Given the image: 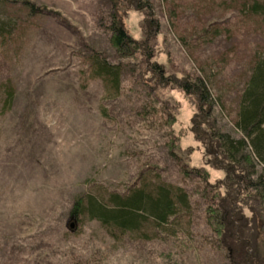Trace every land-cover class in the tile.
<instances>
[{
	"label": "rangeland",
	"instance_id": "374dc122",
	"mask_svg": "<svg viewBox=\"0 0 264 264\" xmlns=\"http://www.w3.org/2000/svg\"><path fill=\"white\" fill-rule=\"evenodd\" d=\"M24 2L42 11L32 14ZM255 2L264 5H123L116 13L142 44L125 59L112 44L111 1L0 0V264H230L207 214L225 168L193 132L197 100L174 81L156 89L151 70L166 80L201 79L218 127L238 137L241 95L264 51V15L247 12ZM149 18L157 29L147 28ZM98 56L121 68L118 91L94 76ZM171 143L184 164L209 172V187L181 172ZM144 184L184 190L190 209L165 230L149 220L124 232L91 217L88 198L108 204ZM78 200L83 213L72 214Z\"/></svg>",
	"mask_w": 264,
	"mask_h": 264
},
{
	"label": "trees",
	"instance_id": "16d2710c",
	"mask_svg": "<svg viewBox=\"0 0 264 264\" xmlns=\"http://www.w3.org/2000/svg\"><path fill=\"white\" fill-rule=\"evenodd\" d=\"M11 1V0H3ZM112 2L111 15L112 44L121 58H130L141 51L139 42L126 32L116 13L123 5L137 10L150 9L149 0H108ZM32 14L42 10L29 2H24ZM252 16L264 15V5L255 2L248 8ZM150 17L151 14H150ZM158 21L147 20L148 29H157ZM151 56V55H150ZM94 76L102 79L115 91L120 89L121 68L106 60L94 59ZM159 67L151 70L156 89L175 82L187 95L194 97L199 105V116L193 121V132L199 142L206 145L217 164L224 166L226 179L220 183L216 206L207 209L210 225L213 226L220 245L226 250L230 264H262L260 241L264 239V51L255 58L252 71L241 95L240 106L235 120L238 137L225 133L217 125L213 96L201 79L190 82L166 80ZM169 82V83H168ZM11 93L8 97H10ZM10 100V99H9ZM169 121L173 118L169 115ZM169 158L188 176L198 177L208 186L209 172L204 168H190L183 163V153L174 143L169 145ZM181 162L183 164H181ZM215 164V162L213 163ZM208 183V184H207ZM209 187V186H208ZM206 187V199L210 190ZM217 197V196H216ZM241 202L242 206L237 205ZM91 217L110 229L137 232L143 221L152 220L165 230L184 210L190 209L186 192L171 185L153 186L144 184L132 189L127 196L115 195L108 204L98 199L88 198ZM84 205L78 200L72 214L83 213ZM246 210L250 216L246 215ZM264 255V254H262Z\"/></svg>",
	"mask_w": 264,
	"mask_h": 264
},
{
	"label": "water",
	"instance_id": "95a60500",
	"mask_svg": "<svg viewBox=\"0 0 264 264\" xmlns=\"http://www.w3.org/2000/svg\"><path fill=\"white\" fill-rule=\"evenodd\" d=\"M72 227H73V229H74V227H75V224H73V226H72Z\"/></svg>",
	"mask_w": 264,
	"mask_h": 264
}]
</instances>
